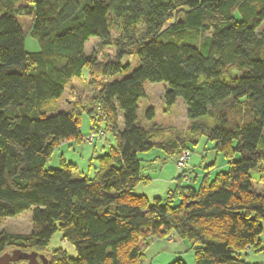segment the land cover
Here are the masks:
<instances>
[{
	"label": "trees",
	"instance_id": "1",
	"mask_svg": "<svg viewBox=\"0 0 264 264\" xmlns=\"http://www.w3.org/2000/svg\"><path fill=\"white\" fill-rule=\"evenodd\" d=\"M21 1L0 0V224L30 209L32 230L0 229V255L144 264L151 239L173 234L189 241L195 264H263L247 258L264 251V186L257 190L254 180L258 173L264 181V0ZM21 15L33 18L39 51L26 50ZM94 36L98 49L88 53ZM109 46L115 57L100 60ZM132 56L138 66L118 79ZM85 70L102 78L98 91L60 110L56 102ZM147 81L165 83L167 109L182 99L187 129L139 122ZM85 110L94 132L105 121L116 143L92 175L75 177L66 163L47 169L61 142L83 139ZM146 115L153 121L154 108ZM202 137L226 158V170L199 178L185 168L164 198L135 192L150 179L140 152L157 147L177 159ZM59 230L76 256L63 247L48 252Z\"/></svg>",
	"mask_w": 264,
	"mask_h": 264
},
{
	"label": "rangeland",
	"instance_id": "2",
	"mask_svg": "<svg viewBox=\"0 0 264 264\" xmlns=\"http://www.w3.org/2000/svg\"><path fill=\"white\" fill-rule=\"evenodd\" d=\"M21 2L26 1L22 0ZM18 19L25 33L26 50L28 52L39 51L40 45L31 35L33 18L31 16L21 15L18 16ZM262 29H264V22L259 28V31ZM112 33L116 35L115 31H112ZM98 45L99 38L95 36L91 37L85 45V50L90 53L91 51L98 49ZM115 52V48L109 46L99 52L98 58L100 60L113 59L115 57ZM127 62L131 64L130 71L123 72L117 76L118 79L128 75L139 64L138 59L134 56L125 57L123 63ZM92 77L93 76L85 70L82 78L73 79L67 86L64 95L56 102L58 108L70 110L75 102H86L89 100L92 94L98 91L100 83L102 82V78L93 80ZM164 84V82L151 83L148 81L144 84L145 95L141 97L139 101V122L145 126H149L152 123H158L185 130L190 125L187 118V106L183 103L182 99L179 98V101H177L175 106L167 109L162 99L165 87ZM150 107H153L155 110V118L153 121H149L146 115V111ZM120 120V124L122 125V118H120ZM101 126L103 130L100 133L94 132L88 112L86 110L83 111L80 115V127L83 139L80 141L76 139H68L61 142L55 148L45 167L51 169L61 167L62 163L72 164L75 177L92 175L99 165V157L109 152L111 145L116 143L112 132L106 129L105 121L101 122ZM91 136H94L93 141L90 140ZM189 147L191 152L186 168L193 170L192 173L194 176L197 174L200 178L206 172H209V170L213 176L214 171L227 169L226 158L223 154H218L217 151L212 149L211 142L205 137H202L196 144L190 143ZM138 156L141 160L142 175L149 177L150 179L149 181L141 180L135 188V192L145 194L151 200L154 199V197L159 196L164 198L166 193L175 187L177 178L181 173V169H179L177 165L178 158L176 159L175 157L169 156L163 149L157 147L146 152H140ZM214 166L216 167V170L212 171L211 169ZM259 176L260 174L254 173L255 187L257 190H262L264 181H259L260 183H257ZM186 179L190 180V177H187ZM0 229L14 233H30L32 230V210H25L15 216L4 218L0 224ZM185 241L189 244L187 252L179 254L171 250H157L153 258L149 257L150 264H170L179 257L184 258L188 264H195L194 250L190 248L189 241ZM58 247H63L71 256H76L74 246L63 239L60 230L53 235L48 252H51ZM255 254H259V256L257 257ZM263 255L264 251L256 252L252 250L250 252V262L254 259H264ZM39 256L41 255H38V257ZM43 256L47 259L46 255Z\"/></svg>",
	"mask_w": 264,
	"mask_h": 264
},
{
	"label": "crops",
	"instance_id": "3",
	"mask_svg": "<svg viewBox=\"0 0 264 264\" xmlns=\"http://www.w3.org/2000/svg\"><path fill=\"white\" fill-rule=\"evenodd\" d=\"M177 101H179V99H177ZM60 110H64V109H60ZM67 110H69V109H67ZM186 111H187V108H186ZM211 170L212 171L216 170V167L212 168ZM188 245H189L188 242H186L185 240H180L179 238H176V236L173 234H169V235H166L163 237H154L153 239H151V241L149 242V245L144 250L145 257H146V261L144 264H150L149 257L153 258L154 255L156 254L157 250L158 251H160V250H171V251H175V252L181 254L183 252H187ZM255 255L257 257L259 256V254H255ZM177 257H179V256H177ZM263 257H264V255H263ZM179 258L183 259L186 262V260L184 258H182V257H179ZM249 258H250V255L247 258L250 262ZM255 260H260V261H255ZM251 261L264 264V259H254Z\"/></svg>",
	"mask_w": 264,
	"mask_h": 264
},
{
	"label": "water",
	"instance_id": "4",
	"mask_svg": "<svg viewBox=\"0 0 264 264\" xmlns=\"http://www.w3.org/2000/svg\"><path fill=\"white\" fill-rule=\"evenodd\" d=\"M23 257L27 258L28 261L19 262V260ZM39 257L35 252L27 253L20 250H14L12 252H5L0 255V264H47V259L45 256L41 255Z\"/></svg>",
	"mask_w": 264,
	"mask_h": 264
},
{
	"label": "built area",
	"instance_id": "5",
	"mask_svg": "<svg viewBox=\"0 0 264 264\" xmlns=\"http://www.w3.org/2000/svg\"><path fill=\"white\" fill-rule=\"evenodd\" d=\"M90 140L93 141L94 136H91ZM189 158H190V152L188 150H185L182 153V155L177 159V165L179 169H181V171L186 168Z\"/></svg>",
	"mask_w": 264,
	"mask_h": 264
},
{
	"label": "flooded vegetation",
	"instance_id": "6",
	"mask_svg": "<svg viewBox=\"0 0 264 264\" xmlns=\"http://www.w3.org/2000/svg\"><path fill=\"white\" fill-rule=\"evenodd\" d=\"M27 261H28V259L26 261H23V262H27ZM19 262H21V259L19 260Z\"/></svg>",
	"mask_w": 264,
	"mask_h": 264
}]
</instances>
